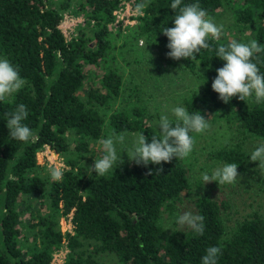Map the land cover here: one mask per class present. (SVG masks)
Instances as JSON below:
<instances>
[{
    "label": "trees",
    "instance_id": "trees-1",
    "mask_svg": "<svg viewBox=\"0 0 264 264\" xmlns=\"http://www.w3.org/2000/svg\"><path fill=\"white\" fill-rule=\"evenodd\" d=\"M122 1L0 0V57L26 80L0 102V264H52L57 254H63L62 264H99V255H113L116 264H201L209 246L221 247L218 264H264V214L253 211L231 225L227 198L187 197L200 155L213 166L236 163L243 175L246 142H264V102L233 97L224 103L211 88L224 63L215 47L231 39L210 41V49L194 60L180 59L202 84V93L190 94L183 107L210 125L192 133L195 145L187 158L147 167L125 158L104 176L86 167V156L98 146V159L99 141L113 132L143 133L150 140L159 131L134 101L130 108H116L123 86L118 64L138 63L140 42L169 51L160 31L173 26V0H149L134 17L136 24L113 31ZM225 1L182 0L181 6L198 2L214 19ZM236 1L233 39L264 46V0ZM69 10L83 21L66 39L59 26ZM258 59L264 73V53ZM21 103L29 112L24 123L35 132L28 142L12 139L6 127V113ZM46 147L63 164L60 181L37 162ZM197 187H203L202 179ZM182 204L204 217L203 235L176 223ZM63 220L71 226L65 232Z\"/></svg>",
    "mask_w": 264,
    "mask_h": 264
},
{
    "label": "clouds",
    "instance_id": "clouds-1",
    "mask_svg": "<svg viewBox=\"0 0 264 264\" xmlns=\"http://www.w3.org/2000/svg\"><path fill=\"white\" fill-rule=\"evenodd\" d=\"M148 2L149 0H137L135 11L142 15ZM181 5L182 0H173L170 5L176 11L172 20L173 26H162L160 32L167 37L166 47L169 51L166 55L169 58L191 61L202 49H210V41L219 40L223 25L209 19L207 11L198 2ZM261 53H264V46L255 39L247 42L231 39L227 44L216 45L215 56L224 63L216 69L211 88L220 100L228 103L231 98L238 97L242 101L251 98L256 103L264 102V73L258 66V56ZM25 84L26 80L21 77L18 67L7 58L0 57V102L20 91ZM6 115V127L12 139L28 142L35 136L33 129L24 123L29 115L26 105L21 103ZM157 126L159 131L150 140L143 133H136L130 147L126 145L127 133L124 132H113L107 138L101 139L99 144L102 146V155L94 159L93 164L88 167L90 174L104 176L110 171L114 172L117 163L121 161L122 152L127 154L129 161L145 167L149 164L168 163L173 158L185 159L194 149L195 139L192 133H203L210 125L208 119L199 112L190 113L185 107L177 105L171 109L170 115L159 116L155 127ZM249 159L264 168V142L254 148ZM237 168L238 164L227 163L216 168L211 175L203 173L201 179L204 184L211 181L221 185L233 184L239 177ZM49 172L54 181L63 179V171L59 165L51 167ZM203 221L202 215L185 211L178 216L176 223L187 226L197 235H203ZM221 254V247L209 246L201 258V264H218Z\"/></svg>",
    "mask_w": 264,
    "mask_h": 264
},
{
    "label": "rangeland",
    "instance_id": "rangeland-1",
    "mask_svg": "<svg viewBox=\"0 0 264 264\" xmlns=\"http://www.w3.org/2000/svg\"><path fill=\"white\" fill-rule=\"evenodd\" d=\"M133 3L134 0L130 2L125 0L121 3L123 8L114 13L116 21L112 26L113 31L119 28L124 30L126 26L136 24L134 17L137 12ZM237 4L236 0H226L216 18L212 19L218 25H223L221 37L224 39L229 40L238 36L237 29L233 24V7ZM82 21V18L71 13V10L64 15L59 28L66 39L70 38L76 25ZM139 46L143 50V57L139 59L138 63L130 62V65L126 66L125 60H122L118 64L122 73L123 86L120 98L121 103H118L116 108H130V102L134 101L138 106H142L147 110L152 124L156 125L161 114L170 115L171 109L177 105L183 106L184 99L190 94H201L202 84L196 73H191L183 68L181 60L169 58L166 55L168 50L149 47L143 42H140ZM228 127L229 129L233 128L232 137L234 135V138H238V135L234 134L235 127L231 125ZM134 136L133 134L126 136V145L128 147L131 146ZM258 144V142L254 141L246 142V173L243 175L239 174L237 181L233 184L221 185L211 181L205 184L203 182L202 188L197 187V181L201 179L203 173L211 175L216 168L222 167V165L213 166V162L206 155H200L199 162L191 175L192 185L187 197L193 198L198 194H214L227 198L231 205L227 219H229L231 225L253 211L264 214V168L260 167L258 162H253L249 159L251 152ZM97 152L98 146L94 147L93 152L89 156H86L90 159L86 163L87 168L93 164ZM125 158H128L127 154L122 152L121 159ZM37 162L40 166H44L46 174H50L49 169L56 165L63 169L60 157L48 147L37 155ZM188 208L187 204H182L180 215L185 211H189ZM171 224L172 222L170 221L168 226L171 227ZM70 227L67 221H61V230L63 232L70 229ZM62 255H58L56 257L58 261H54L53 264H62L60 263L63 258ZM97 260L99 264H116V259L113 255H99Z\"/></svg>",
    "mask_w": 264,
    "mask_h": 264
},
{
    "label": "built area",
    "instance_id": "built-area-1",
    "mask_svg": "<svg viewBox=\"0 0 264 264\" xmlns=\"http://www.w3.org/2000/svg\"><path fill=\"white\" fill-rule=\"evenodd\" d=\"M124 1H125V0H123V2H124ZM128 1L130 2L131 0H128ZM123 2H122V3H123ZM133 4H134V3H133ZM115 16H116V15H115ZM59 256H60V255H59ZM56 257H58V255H55V256H54L52 264L54 263V261H58V260H56ZM60 263H62V261H61Z\"/></svg>",
    "mask_w": 264,
    "mask_h": 264
}]
</instances>
